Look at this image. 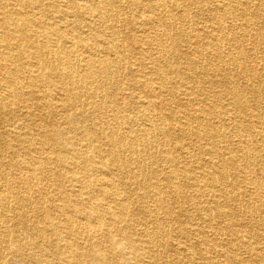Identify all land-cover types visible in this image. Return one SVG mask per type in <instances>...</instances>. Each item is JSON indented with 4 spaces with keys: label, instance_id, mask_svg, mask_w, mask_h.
I'll list each match as a JSON object with an SVG mask.
<instances>
[{
    "label": "bare ground",
    "instance_id": "1",
    "mask_svg": "<svg viewBox=\"0 0 264 264\" xmlns=\"http://www.w3.org/2000/svg\"><path fill=\"white\" fill-rule=\"evenodd\" d=\"M262 10L0 0V264H264L262 94L234 79Z\"/></svg>",
    "mask_w": 264,
    "mask_h": 264
},
{
    "label": "rangeland",
    "instance_id": "2",
    "mask_svg": "<svg viewBox=\"0 0 264 264\" xmlns=\"http://www.w3.org/2000/svg\"><path fill=\"white\" fill-rule=\"evenodd\" d=\"M205 3H203V1H201V3H199L198 5H197V7H201V5H204ZM197 9V8H196ZM196 9H195V11H196ZM262 12H263V15H264V10H262ZM261 12V13H262ZM193 13L195 14V12L193 11ZM205 14H206V12H205ZM203 17L204 16H202V18L201 17H199V18H197V16L196 15H194V21H196V20H198V22H199V27L200 28H202L203 26H205V24H209V22H208V20L207 19H203ZM264 17V16H263ZM206 18V17H205ZM262 18V17H261ZM254 21V20H253ZM254 23L257 25V23H256V21H254ZM263 27V26H262ZM258 28H261L260 27V25H257V34L256 35H254L251 39L252 40H246L247 42L245 43V45H244V52H245V55L247 56V63H248V67L249 68H251V70H253V69H255L256 71H257V73L258 74H260V77H259V79H254L253 77H249V78H243V76H239V75H236L235 77H234V79H236L235 81H239L240 80V85L242 86V83H249V87H251V89L252 90H256V91H258V92H260L261 94H262V100H257V99H255L254 98V102L255 103H257V102H260V106H258V105H253L255 108L252 110V116L253 117H258V116H262V117H264L262 114H264V40H262L261 38H260V35H261V32L260 31H258ZM253 48L255 49V51L253 50ZM246 49L249 51V50H251V51H246ZM228 50H225V53L226 54H228V53H231V51L229 52H227ZM248 53V54H247ZM250 54V55H249ZM257 56V57H256ZM258 58V59H257ZM227 64H229V63H227ZM226 64V65H227ZM217 68H216V66H213L212 67V70L210 71V73H212V71L214 72L215 70H216ZM215 72L214 73H212V76H211V79L210 80H212V79H214V77H215ZM218 75V73L216 74V76ZM229 79H232V77L231 78H229ZM248 80V81H247ZM214 86V85H213ZM212 86V87H213ZM213 88H215L218 92V94L221 92V90H222V88L220 87V86H214ZM220 89V90H219ZM184 90V89H183ZM182 90V91H183ZM180 92L176 97H175V99L173 100V105L175 104V103H177V102H184V99H186L187 98V96H186V93H183V92ZM207 94V95H206ZM206 94H204V96H202V97H196V101H194V103L195 104H197V103H200V104H202V105H207V104H209V105H212L213 104V102H212V98L210 97V96H208V95H210L209 93H206ZM181 95V96H180ZM183 95V96H182ZM185 95V96H184ZM224 100V99H223ZM224 103V105L223 106H225V103H226V105H228L229 103H227V101H225V102H223ZM255 103H253V104H255ZM175 105H177V104H175ZM232 106V105H231ZM257 106L259 107V110L257 109ZM233 110H234V108H232ZM261 111V112H260ZM236 115H237V112H236ZM180 116V115H179ZM238 116V115H237ZM239 117V116H238ZM241 118L240 119H244V116H240ZM249 120L251 121V118L250 119H246L245 120V122H249ZM244 121V120H243ZM254 125H255V128H256V130H257V132H259L260 134H262L263 132H264V125L262 124V123H259L256 119H253L252 121H251ZM222 124H224V121H223V123ZM221 123L220 124H218L217 123V126H220V125H222ZM261 126V127H260ZM183 143H185V144H188V143H190L188 140H186V141H184ZM200 159H202V161H201V168H203L204 170H206L207 171V169L209 168V167H205L204 166V164L207 166V165H209L208 163H207V160H208V156L206 155V156H204V154L202 155V157L200 158ZM195 164V163H194ZM196 165V167H199L200 166V164H195ZM82 180V182H84V179H81ZM179 192V194L180 195H182V196H186V194H188V195H191V196H196V192H192V193H190L189 192V189H188V183H183L182 181H181V183L179 184V190H178ZM212 199L211 197H206V200H208V199ZM205 200V201H206ZM150 204L151 203H148L147 204V206H149V208L151 209V207H150ZM148 208V209H149ZM188 208V210H191V211H193L192 210V208L191 207H187ZM26 215H27V213H26ZM30 215V214H29ZM31 217H33V215H30ZM202 216V215H201ZM140 218H142V216L140 217ZM46 222V221H45ZM46 224L45 223H43L42 224V226H45ZM135 227L139 230V229H141L142 227H140V226H138V224H135ZM17 231L19 232V235H21V236H23L24 237V235H26V231L25 230H23L22 229V227L21 226H18V229H17ZM118 240H119V238H117V237H113V241H114V243H117L118 242ZM8 249H9V253H7V259L8 260H10L13 256H11L10 254H12V252H14V251H16L17 250V246H13V245H8ZM25 255V254H24ZM27 255V254H26ZM26 255H25V257H26ZM245 257H246V254H245ZM19 258H21V257H19ZM44 264H45V261H44Z\"/></svg>",
    "mask_w": 264,
    "mask_h": 264
}]
</instances>
